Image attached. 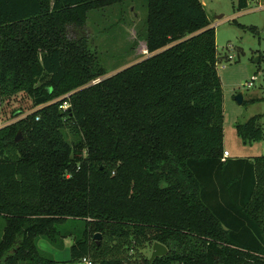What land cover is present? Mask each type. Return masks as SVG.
<instances>
[{"label":"trees","instance_id":"16d2710c","mask_svg":"<svg viewBox=\"0 0 264 264\" xmlns=\"http://www.w3.org/2000/svg\"><path fill=\"white\" fill-rule=\"evenodd\" d=\"M125 1L0 0V97L34 108L0 127V264H62L40 238L91 264H264V154L222 156L203 4L146 0L151 55L108 75L80 31ZM259 118L235 125L245 143ZM155 241L167 253L150 261Z\"/></svg>","mask_w":264,"mask_h":264},{"label":"rangeland","instance_id":"374dc122","mask_svg":"<svg viewBox=\"0 0 264 264\" xmlns=\"http://www.w3.org/2000/svg\"><path fill=\"white\" fill-rule=\"evenodd\" d=\"M199 1L215 29L217 70L223 93L222 147L230 158L250 159L264 154V0H247V6L242 9L237 8V0ZM145 18L146 0H127L87 13L80 34L87 38L98 66L108 75L151 55L146 49ZM237 94L242 95L241 103L235 99ZM33 109L24 92L1 96L0 127L17 122ZM258 114L263 137L245 143L235 125ZM67 138L75 137L68 132ZM3 223L0 217V233ZM39 240L47 252L44 255L62 264H83L69 260V246L47 249L45 244L51 246L49 242L44 238ZM68 240L71 244L72 240Z\"/></svg>","mask_w":264,"mask_h":264},{"label":"water","instance_id":"95a60500","mask_svg":"<svg viewBox=\"0 0 264 264\" xmlns=\"http://www.w3.org/2000/svg\"><path fill=\"white\" fill-rule=\"evenodd\" d=\"M235 99L237 100L238 103L242 102V95L241 94H237V96L235 97ZM22 137L20 130L17 131V134L14 137L15 141L20 140ZM99 238H100V234L96 233L94 235V239L96 240L97 243H99ZM167 253V248L165 245H163L160 242H153L152 246H151V253L149 256V260L152 261L155 257H159V256H163Z\"/></svg>","mask_w":264,"mask_h":264},{"label":"crops","instance_id":"0c3cea01","mask_svg":"<svg viewBox=\"0 0 264 264\" xmlns=\"http://www.w3.org/2000/svg\"><path fill=\"white\" fill-rule=\"evenodd\" d=\"M0 236H1V233H0ZM41 243H42V241H40V240L37 241V246H38V248H39L42 252L47 253V252L44 251V249H43ZM49 244H50V243H49ZM50 245H51V246H48V245L45 244V248H47V249L57 248V247H55V246L52 245V244H50ZM70 245H71V244H69V240H68V238H66V239H64V241H63V247H62V248L68 247V246H70ZM57 249H58V248H57ZM56 261H59V260H56Z\"/></svg>","mask_w":264,"mask_h":264},{"label":"built area","instance_id":"2783aa9c","mask_svg":"<svg viewBox=\"0 0 264 264\" xmlns=\"http://www.w3.org/2000/svg\"><path fill=\"white\" fill-rule=\"evenodd\" d=\"M65 107V105H64ZM222 156L225 158V157H229V153L226 151V150H223V153H222ZM81 262L83 264H91V261L88 259V258H82L81 259Z\"/></svg>","mask_w":264,"mask_h":264}]
</instances>
